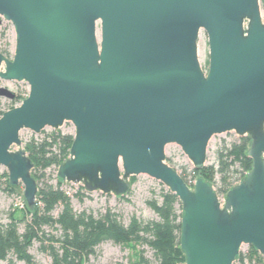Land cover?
I'll list each match as a JSON object with an SVG mask.
<instances>
[{
	"label": "water",
	"instance_id": "water-1",
	"mask_svg": "<svg viewBox=\"0 0 264 264\" xmlns=\"http://www.w3.org/2000/svg\"><path fill=\"white\" fill-rule=\"evenodd\" d=\"M264 5V0H263ZM14 29L0 79L28 95L0 116V166L34 210L38 183L20 131L74 127L62 184L116 198L146 175L181 206L184 264H233L243 245L264 257V9L259 0H0ZM100 23V42L96 23ZM207 35L208 63L197 55ZM9 100L14 94L0 88ZM250 140L251 168L221 198L197 176L190 187L166 163L176 144L201 170L214 135Z\"/></svg>",
	"mask_w": 264,
	"mask_h": 264
},
{
	"label": "trees",
	"instance_id": "trees-1",
	"mask_svg": "<svg viewBox=\"0 0 264 264\" xmlns=\"http://www.w3.org/2000/svg\"><path fill=\"white\" fill-rule=\"evenodd\" d=\"M1 53L7 56L5 52ZM72 141V135L52 132L43 139L31 138L25 142L24 149L34 164L32 176L38 183V194L33 211L27 209L21 219L9 214L7 223L0 225V262L15 264L10 258L13 256L25 264H35L29 249L38 242L39 250L50 256L51 264H86L89 257L95 255L96 247L110 241L122 246L130 243L145 245L152 251L153 261L139 250L137 260L130 264H184V256L179 249L181 206L177 197L165 187L161 189L159 201L155 198L146 201L157 216L156 220L141 221L132 216L124 224L118 214L109 209L98 216L76 213L70 197L60 188L62 183L55 178L54 186L45 180L47 169H57L68 158ZM249 142V138L243 136L238 141L223 143L216 150L215 165H205L199 171L192 168L191 182L180 176L190 187L197 176L203 177L213 187L218 184L215 192L222 198L251 168V160L247 157ZM3 184L6 192H14L15 188L9 185L6 175ZM81 191L82 188L75 193L79 200L84 196ZM58 207L60 210L54 216ZM20 226L23 227L22 232L19 231ZM236 262L264 264V257L248 247L246 253H239Z\"/></svg>",
	"mask_w": 264,
	"mask_h": 264
},
{
	"label": "rangeland",
	"instance_id": "rangeland-1",
	"mask_svg": "<svg viewBox=\"0 0 264 264\" xmlns=\"http://www.w3.org/2000/svg\"><path fill=\"white\" fill-rule=\"evenodd\" d=\"M260 10L263 14V0H259ZM96 38L100 42V23H96ZM15 46V34L13 26L10 22L4 20L0 16V52H5L7 58L13 57ZM197 55L199 63L203 71L207 70L208 63V43L207 35L201 30L197 42ZM0 88H6L14 94V98L9 100L0 96V113H4L12 108L18 107L23 99L28 95V84L25 82H7L0 79ZM1 116V115H0ZM59 132L64 135H74V127L70 122H65L58 130H53L49 127L43 129L40 133L34 134L30 130L24 129L20 131V139L22 147L25 142L34 138L36 140L43 139L44 136L52 133ZM240 137L234 132H227L219 135H214L207 147L206 163L205 165H215L216 163V150L223 143H232L238 141ZM166 163L173 167L179 174L183 175L187 181H192L191 169L192 165L180 147L176 144H169L165 147ZM8 180L7 171L4 167L0 166V225L7 223L8 215L12 214L15 219H21L27 212V207L23 201V187L20 186L14 189L13 193H8L4 190V181ZM56 169L51 167L45 171V180L56 186ZM131 189L124 198H116L112 195H106L101 192L86 193L80 184L64 183L61 189L65 192L71 200V206L76 213L85 212L98 216L105 210L109 209L111 212L117 213L122 223L127 224L132 216H135L141 221L156 220L157 216L147 206L146 201L155 198L160 200V193L162 187L160 182L146 176L138 175L130 178ZM216 184L213 188L216 191ZM82 188L81 193L84 196L81 200L76 198L77 193ZM223 198V197H222ZM60 207L56 208L53 213L54 216L59 212ZM23 227H19L22 232ZM46 231H51L46 229ZM248 247L243 245L240 252L246 253ZM144 251V255L151 261L154 260L152 251L145 245H136L133 243L125 246L116 245L110 241L101 243L95 249V255L89 257L86 264H130L137 260L138 251ZM29 253L33 257L35 264H51V258L47 253L39 250V243L34 242L29 249ZM10 258L15 264H25L24 262L17 261L13 256ZM2 264V262H0ZM233 264H238L233 263Z\"/></svg>",
	"mask_w": 264,
	"mask_h": 264
},
{
	"label": "built area",
	"instance_id": "built-area-1",
	"mask_svg": "<svg viewBox=\"0 0 264 264\" xmlns=\"http://www.w3.org/2000/svg\"><path fill=\"white\" fill-rule=\"evenodd\" d=\"M221 200H222V198H221Z\"/></svg>",
	"mask_w": 264,
	"mask_h": 264
}]
</instances>
